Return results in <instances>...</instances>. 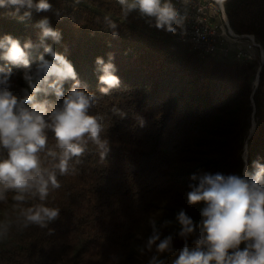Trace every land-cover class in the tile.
<instances>
[{
	"label": "trees",
	"instance_id": "obj_1",
	"mask_svg": "<svg viewBox=\"0 0 264 264\" xmlns=\"http://www.w3.org/2000/svg\"><path fill=\"white\" fill-rule=\"evenodd\" d=\"M221 1L232 29L254 35L264 49V0ZM49 2L53 11L24 22L0 9V37L37 44L34 25L47 17L62 39L45 43L66 55L88 91L97 92L95 59L107 62L108 54L121 85L93 108L102 117L107 153L89 144L77 172L59 177L61 188L48 198L49 206L61 209L51 232L21 227L12 193L0 202V221L12 225L9 238L0 241V264H140L141 245L147 264L154 254L146 248L153 223L162 235L178 231L181 208L200 221L203 205L188 206L186 199L193 175H242L252 171L253 161L264 164V65L253 86V64L199 57L137 12L125 17L115 0ZM40 53L42 48L33 51V63ZM22 71L13 68L15 89L24 86ZM69 87L65 83V94ZM182 243L174 239L177 253Z\"/></svg>",
	"mask_w": 264,
	"mask_h": 264
},
{
	"label": "clouds",
	"instance_id": "obj_2",
	"mask_svg": "<svg viewBox=\"0 0 264 264\" xmlns=\"http://www.w3.org/2000/svg\"><path fill=\"white\" fill-rule=\"evenodd\" d=\"M116 2L125 17L135 11L157 30L175 34L183 26L184 17L174 0ZM0 9H11V15L24 22L33 13L53 11V5L49 0H0ZM54 15L59 20L60 12ZM34 27L40 30L37 44L30 39L21 43L11 35L0 37V202L12 193L21 227L49 229L60 217L61 209L47 203L62 186L59 177L77 172L89 144L101 149L103 156L107 153L102 117L93 108L100 96L110 95L121 81L112 54L107 62L97 57V92L88 91L66 55L45 43H60V31L47 17ZM115 28L113 24V35ZM38 48L42 53L33 63V51ZM13 68L23 69L24 86L18 89L12 81ZM190 179L196 183L188 185L187 204L203 205L200 221L181 208L175 215L178 231L162 235L153 223L146 248L154 254L147 264H169V256L175 257L171 264H264V164L253 161L252 171L242 175L204 173ZM28 199L36 202L24 207ZM11 226L7 219L0 221V241L9 238ZM175 238L183 242L178 253Z\"/></svg>",
	"mask_w": 264,
	"mask_h": 264
},
{
	"label": "built area",
	"instance_id": "obj_3",
	"mask_svg": "<svg viewBox=\"0 0 264 264\" xmlns=\"http://www.w3.org/2000/svg\"><path fill=\"white\" fill-rule=\"evenodd\" d=\"M174 3L184 17L183 26L175 34L159 30L162 34L189 46L199 57L251 64L257 61V84L264 65V49L254 35L238 34L232 29L221 0H174Z\"/></svg>",
	"mask_w": 264,
	"mask_h": 264
},
{
	"label": "rangeland",
	"instance_id": "obj_4",
	"mask_svg": "<svg viewBox=\"0 0 264 264\" xmlns=\"http://www.w3.org/2000/svg\"><path fill=\"white\" fill-rule=\"evenodd\" d=\"M252 64L255 66V68L258 66V62L257 61H254ZM255 77H256V74H255V76H254V78L252 80V85L253 86L256 85L255 84V82H256ZM257 82H258V80H257ZM242 156H243V159L246 160V156L244 154ZM139 250H140V252L137 254L136 259L139 260L140 264H146L144 262V256L149 255V254L146 252V249L144 248L143 245H141V247H139Z\"/></svg>",
	"mask_w": 264,
	"mask_h": 264
},
{
	"label": "bare ground",
	"instance_id": "obj_5",
	"mask_svg": "<svg viewBox=\"0 0 264 264\" xmlns=\"http://www.w3.org/2000/svg\"><path fill=\"white\" fill-rule=\"evenodd\" d=\"M229 20V19H228Z\"/></svg>",
	"mask_w": 264,
	"mask_h": 264
}]
</instances>
